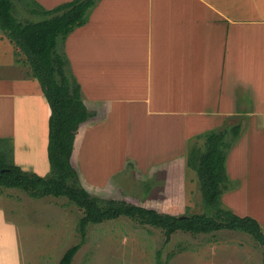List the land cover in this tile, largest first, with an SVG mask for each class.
<instances>
[{
	"label": "crops",
	"instance_id": "crops-1",
	"mask_svg": "<svg viewBox=\"0 0 264 264\" xmlns=\"http://www.w3.org/2000/svg\"><path fill=\"white\" fill-rule=\"evenodd\" d=\"M31 1L46 11L69 0ZM63 51L81 98L105 111L78 138L84 182L104 188L129 162L141 173L184 165L190 138L239 123L221 201L264 223V0H98ZM49 116L29 65L0 33V143L15 142L13 163L39 176L50 171Z\"/></svg>",
	"mask_w": 264,
	"mask_h": 264
},
{
	"label": "trees",
	"instance_id": "trees-1",
	"mask_svg": "<svg viewBox=\"0 0 264 264\" xmlns=\"http://www.w3.org/2000/svg\"><path fill=\"white\" fill-rule=\"evenodd\" d=\"M14 1L0 0V33L14 46L15 55H23L49 105L47 159L50 171L44 176L24 171L13 162H6L0 152V187L18 188L32 198L64 196L82 209L78 225L80 241L67 248L57 264L72 263L84 241L88 224L120 216L160 228L164 242H168L176 231L191 234L219 230L245 232L262 246L264 264L261 224L251 216L234 213L221 201V195L229 188L225 156L240 135V124L214 127L188 141L183 159L196 174L202 212L187 213L176 206L170 207L169 212H160L147 207L146 202L112 197L102 199L91 194L90 190L105 187H94L83 181L75 165V151L82 129L98 120L105 111L81 98L79 83L72 75L63 51V40L87 21L98 0H69L46 11L26 4L29 12L41 15L38 20L19 19L14 13ZM17 1L22 4V0ZM127 164L133 165L132 162Z\"/></svg>",
	"mask_w": 264,
	"mask_h": 264
},
{
	"label": "rangeland",
	"instance_id": "rangeland-1",
	"mask_svg": "<svg viewBox=\"0 0 264 264\" xmlns=\"http://www.w3.org/2000/svg\"><path fill=\"white\" fill-rule=\"evenodd\" d=\"M14 2L16 16L28 20L30 16L22 4L33 2ZM2 142L0 152L6 162H13L15 142ZM111 161L107 162L106 171ZM80 162L75 165L81 173L83 158ZM128 165L120 173L110 175L104 189H92L90 193L102 199L146 202L147 207L160 212H169L172 206L187 213L203 211L196 174L181 159L145 173ZM81 216L82 209L64 196L32 198L18 188L0 187V264H57L64 251L80 241ZM261 227L264 232V223ZM262 252V246L245 232L176 231L164 242L160 228L120 216L88 224L71 264H263Z\"/></svg>",
	"mask_w": 264,
	"mask_h": 264
}]
</instances>
